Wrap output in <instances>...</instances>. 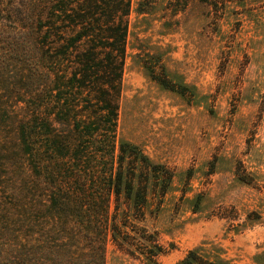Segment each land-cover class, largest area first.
Here are the masks:
<instances>
[{
	"label": "rangeland",
	"instance_id": "obj_1",
	"mask_svg": "<svg viewBox=\"0 0 264 264\" xmlns=\"http://www.w3.org/2000/svg\"><path fill=\"white\" fill-rule=\"evenodd\" d=\"M0 34V157L5 147L16 164L0 162V258L18 261L24 243L27 252L34 246L63 258L87 252L86 232L52 206L47 186L11 144H19L20 124L37 116L29 98L41 82L33 32ZM127 54L116 144L131 142L175 172L146 220L171 248L159 264L212 244L231 264H264V0H132ZM147 64L157 72L165 66L177 88L153 79ZM36 133L40 153L48 137ZM106 258L145 264L111 239Z\"/></svg>",
	"mask_w": 264,
	"mask_h": 264
},
{
	"label": "trees",
	"instance_id": "obj_2",
	"mask_svg": "<svg viewBox=\"0 0 264 264\" xmlns=\"http://www.w3.org/2000/svg\"><path fill=\"white\" fill-rule=\"evenodd\" d=\"M131 6L132 0H0V32L32 31L41 70L40 88L29 97L36 100L37 116L20 124L19 144L9 143L47 186L58 213L86 232L89 249L63 258L60 251L38 252L34 246L27 252L24 243L18 261L0 258V264H107L110 239L145 264H159L171 249L146 220L155 215L153 202L161 206L175 172L139 146L115 140ZM145 66L163 86L177 88L165 66L162 72ZM36 131L48 137L40 153L33 143ZM6 151L2 166L5 160L16 165ZM205 247L190 249L177 264H231L221 247Z\"/></svg>",
	"mask_w": 264,
	"mask_h": 264
}]
</instances>
